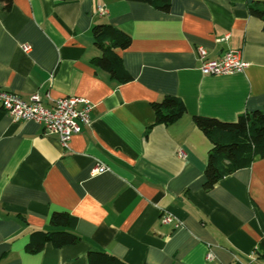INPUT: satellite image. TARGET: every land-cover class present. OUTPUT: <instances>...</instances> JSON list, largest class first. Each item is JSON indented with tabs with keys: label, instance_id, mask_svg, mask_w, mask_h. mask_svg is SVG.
I'll use <instances>...</instances> for the list:
<instances>
[{
	"label": "crops",
	"instance_id": "crops-1",
	"mask_svg": "<svg viewBox=\"0 0 264 264\" xmlns=\"http://www.w3.org/2000/svg\"><path fill=\"white\" fill-rule=\"evenodd\" d=\"M256 2L171 0L166 13L126 0L0 5V89L36 93L47 107L66 96L92 105L67 148L0 109V264H90L89 251L125 264H264V158L205 191L211 142L193 122L264 108L263 22L248 11ZM103 23L131 38L116 50L129 82L94 63L91 28ZM199 48L210 60L237 51L246 67L204 76ZM164 96L186 109L168 126L155 124L151 106ZM98 164L107 170L94 173ZM54 212L77 219L79 242L30 252ZM165 214L173 224L161 223Z\"/></svg>",
	"mask_w": 264,
	"mask_h": 264
},
{
	"label": "trees",
	"instance_id": "trees-1",
	"mask_svg": "<svg viewBox=\"0 0 264 264\" xmlns=\"http://www.w3.org/2000/svg\"><path fill=\"white\" fill-rule=\"evenodd\" d=\"M145 3L161 12H168L171 0H126ZM4 9L11 6V0H0ZM249 14L263 22L264 2H256L248 7ZM92 37L101 55L94 60L96 66L109 72L120 82H129L132 77L122 67L116 50L126 49L130 36L109 24H96L91 28ZM155 124L168 126L177 121L185 112L183 102L174 96H164L151 104ZM194 124L203 131L211 142L204 170L203 188L209 191L223 177L250 167L256 158H264V108L244 112L233 122H223L215 118L193 117ZM49 224L52 230L33 234L27 250L37 252L50 243L56 248L75 245L79 236L74 232L77 219L66 212H54ZM90 264H125L118 258L103 251H89Z\"/></svg>",
	"mask_w": 264,
	"mask_h": 264
},
{
	"label": "built area",
	"instance_id": "built-area-1",
	"mask_svg": "<svg viewBox=\"0 0 264 264\" xmlns=\"http://www.w3.org/2000/svg\"><path fill=\"white\" fill-rule=\"evenodd\" d=\"M99 14L105 13L99 8ZM28 46H23L25 52ZM201 60L200 72L204 76H224L241 72L246 63L241 60L240 53L229 51L220 58L210 60L206 58L203 48L198 49ZM47 107L35 93L24 99L17 94L0 89V109L8 114L14 121H32L44 128L46 134L56 135L59 143L67 148L72 136L79 134L83 127L91 123L92 105L84 98L66 96L58 99H49ZM183 157L184 154L179 152ZM107 169L103 165H96L93 172L102 173ZM175 219L171 214H165L161 218L162 224H173ZM180 224H175L178 227ZM211 256L208 255V258Z\"/></svg>",
	"mask_w": 264,
	"mask_h": 264
}]
</instances>
